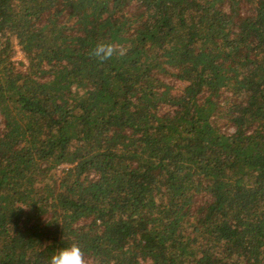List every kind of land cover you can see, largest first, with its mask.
<instances>
[{"label": "trees", "instance_id": "16d2710c", "mask_svg": "<svg viewBox=\"0 0 264 264\" xmlns=\"http://www.w3.org/2000/svg\"><path fill=\"white\" fill-rule=\"evenodd\" d=\"M72 243L264 264V0H0V264Z\"/></svg>", "mask_w": 264, "mask_h": 264}, {"label": "clouds", "instance_id": "9594fccd", "mask_svg": "<svg viewBox=\"0 0 264 264\" xmlns=\"http://www.w3.org/2000/svg\"><path fill=\"white\" fill-rule=\"evenodd\" d=\"M126 49L118 47L112 42H98L89 51V56L100 63L112 59L114 56H124ZM48 264H99L98 260L86 256L78 243L57 249L50 257Z\"/></svg>", "mask_w": 264, "mask_h": 264}, {"label": "rangeland", "instance_id": "374dc122", "mask_svg": "<svg viewBox=\"0 0 264 264\" xmlns=\"http://www.w3.org/2000/svg\"><path fill=\"white\" fill-rule=\"evenodd\" d=\"M14 47H15V51L13 52L12 58H13V60H16L17 62H19L20 64L22 63L21 66L24 68V64H26L28 62V58H27V56L21 57V51H23V50L16 41L14 43ZM69 166L70 165L63 164L59 168H61V169L62 168H68Z\"/></svg>", "mask_w": 264, "mask_h": 264}, {"label": "built area", "instance_id": "2783aa9c", "mask_svg": "<svg viewBox=\"0 0 264 264\" xmlns=\"http://www.w3.org/2000/svg\"><path fill=\"white\" fill-rule=\"evenodd\" d=\"M25 56H26L25 53L21 51V57H25ZM26 64H28V62Z\"/></svg>", "mask_w": 264, "mask_h": 264}]
</instances>
